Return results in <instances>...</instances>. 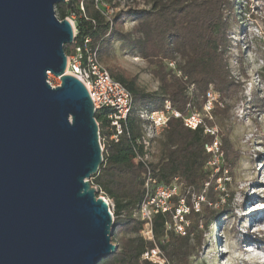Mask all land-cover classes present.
<instances>
[{
    "label": "trees",
    "instance_id": "obj_1",
    "mask_svg": "<svg viewBox=\"0 0 264 264\" xmlns=\"http://www.w3.org/2000/svg\"><path fill=\"white\" fill-rule=\"evenodd\" d=\"M104 1L112 7L117 6L115 0ZM144 1L149 4L148 8L127 10L131 21L136 23L131 31L125 33L114 28V24L122 19V13H116L110 22L96 9L93 0H65L55 6V14L60 20L73 17L76 28L74 44L84 38L91 40V46L97 49L101 62L107 64L111 77L132 93L134 108L160 109L163 101L168 99L182 113H185L188 102L199 112L206 93L211 89L224 105L221 109L214 102L211 115L216 117L228 113L232 103L239 99L236 95L239 82L229 66L232 42L229 28L231 21H235V0ZM116 41L147 63L149 73L158 83L157 90L146 92L137 85L134 77H127L123 70L108 64L109 51ZM74 44L63 46L65 54L72 50ZM169 63L173 66L170 67ZM190 86L196 91L194 96L189 93ZM106 114V110L95 113L100 135L110 133ZM203 120L211 125L207 118ZM141 125L138 117H128V136H122L118 143H105L102 163L90 177V183L97 192H102L112 201L113 227H128L131 233L128 237L115 238L116 251L99 264H152L143 260L141 254L154 243L161 248L170 264H191V257L201 246L202 227L218 220L219 215L230 208L232 192L226 190L227 184L220 190L216 183L218 178L226 177L223 176V168L233 176L234 158H231L229 142L223 139V167L214 172L215 166L208 164L211 154L205 149L212 137L204 133L201 125L191 129L179 118L169 120L167 128L157 139V153L151 163L152 176L156 184L164 186H169L177 178L184 192L194 193L204 201H198L199 206L194 207L190 196L185 195V206L191 214L184 235L175 233L172 228L167 229L172 224L170 212L155 214L153 242L140 235L142 222L137 217L138 206L145 193L144 167L136 160L142 153L137 143ZM180 198L177 194L171 197L172 213ZM222 199L226 200L227 206L218 211L216 206ZM113 237L112 234L111 240Z\"/></svg>",
    "mask_w": 264,
    "mask_h": 264
},
{
    "label": "water",
    "instance_id": "obj_2",
    "mask_svg": "<svg viewBox=\"0 0 264 264\" xmlns=\"http://www.w3.org/2000/svg\"><path fill=\"white\" fill-rule=\"evenodd\" d=\"M64 1L0 0V264H99L117 249L90 183L103 160L95 109L65 74Z\"/></svg>",
    "mask_w": 264,
    "mask_h": 264
},
{
    "label": "rangeland",
    "instance_id": "obj_3",
    "mask_svg": "<svg viewBox=\"0 0 264 264\" xmlns=\"http://www.w3.org/2000/svg\"><path fill=\"white\" fill-rule=\"evenodd\" d=\"M115 2L117 6L114 7L113 16L121 12L122 19L114 24V28L121 33L131 31L136 23L128 16V9L149 7L144 0ZM235 5V21H231L229 28L232 41L229 66L239 82L236 88L239 99L232 103L225 115L209 116L208 101L211 107L214 102L219 108L224 107L219 95L211 91L210 95L206 93L199 110L201 116H207L218 135V168L223 167V139L229 142L231 158H234L233 176H229L223 168V176L226 177L218 178L216 183L220 190L227 184L226 190L232 192V200L228 205L229 211L219 215V219L207 227H202L201 246L191 257V264H264V0H235ZM108 62L123 70L127 77H134L137 85L146 92L157 90L158 83L149 73L147 63L136 53L128 52V47L120 41L114 42ZM169 66L173 64L169 63ZM46 80L53 87L60 85V79L52 73L47 74ZM189 93L193 96L196 93L193 86H190ZM157 143L156 140L152 162L155 161ZM181 185L176 182V194L185 198L189 193L187 190L184 192ZM97 195L105 196L102 192ZM189 196L194 207L199 206L198 201H204L194 193ZM224 206H227V202L222 199L216 207L220 211ZM110 210L113 212V208L110 207ZM183 212H186V216H178L176 221L171 217V220L176 228L181 226L187 232L191 213L184 207ZM112 234L111 242L114 244L115 238L131 235L128 227L124 226L113 227Z\"/></svg>",
    "mask_w": 264,
    "mask_h": 264
},
{
    "label": "built area",
    "instance_id": "obj_4",
    "mask_svg": "<svg viewBox=\"0 0 264 264\" xmlns=\"http://www.w3.org/2000/svg\"><path fill=\"white\" fill-rule=\"evenodd\" d=\"M93 2L96 9L99 10L106 20L111 22L114 7L110 6L104 0H93ZM67 19L72 22L74 35L76 36L75 24L72 21L73 17H67ZM72 44H74V41ZM65 74L76 77L84 84L93 103L95 113L99 110L107 111L106 116L109 120L108 131L110 133L108 135L99 134L102 149L107 141L118 143L122 136H128L126 121L129 116H136L142 121V132L137 139V143L142 148V153L137 155L136 160L144 167L145 193L139 203L137 217L142 222L141 229L139 230L140 235L145 240L154 242L152 221L155 214L170 212L172 214L171 217H174L176 221L178 216L183 218L186 213L183 212V207L186 208V206L184 198L182 197L174 207V212H171L173 204L170 200L177 193V178H174L173 183L169 186H164L156 184L152 176L151 159L157 138L167 128L168 122L172 118L181 119L183 124L191 129H195L201 125L204 133L212 137L211 142L205 145L206 151L211 154L208 164L215 166L214 170L218 171V135L215 127L204 122L203 119L207 118V116H201L193 108L191 102L186 104L185 113L180 112L172 106L168 99L163 101L160 109L147 110L144 108H134L132 93L122 83L111 77L107 67L101 62L97 49L91 46V40L89 38H84L82 42L74 44L72 50L66 54ZM207 94L210 95L211 91L209 90ZM208 102L210 103L209 110H211L213 103L211 107V102ZM209 116H212L211 112H209ZM215 156L217 161H215ZM100 197L106 201L109 210L110 207L113 208L112 201L108 197ZM110 212L113 213L111 210ZM170 228L177 234H185V230L181 226H177L176 228L173 222L167 226V229ZM141 258L152 264H170L161 248L155 243L151 248L146 249L141 254Z\"/></svg>",
    "mask_w": 264,
    "mask_h": 264
}]
</instances>
